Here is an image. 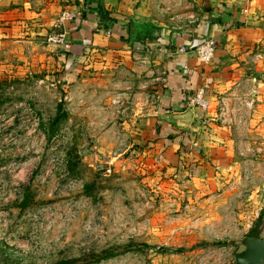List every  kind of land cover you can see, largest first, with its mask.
<instances>
[{"label": "rangeland", "instance_id": "obj_1", "mask_svg": "<svg viewBox=\"0 0 264 264\" xmlns=\"http://www.w3.org/2000/svg\"><path fill=\"white\" fill-rule=\"evenodd\" d=\"M42 1L36 7L61 10L82 2ZM148 1L141 17L179 23L205 8ZM49 32L36 35L43 46ZM26 46L0 51V264H233L239 240L264 218V111L246 114L252 101L233 94L219 101L215 122L237 163L211 165L194 193L155 145L127 146L111 84L72 91L60 70L40 66L46 50ZM218 131L209 140L227 146Z\"/></svg>", "mask_w": 264, "mask_h": 264}, {"label": "crops", "instance_id": "obj_2", "mask_svg": "<svg viewBox=\"0 0 264 264\" xmlns=\"http://www.w3.org/2000/svg\"><path fill=\"white\" fill-rule=\"evenodd\" d=\"M81 1V17L65 24L69 47L62 50L43 46L36 37L50 31L60 8L36 7V2L45 4L42 0H1L5 7H0V19L5 22L0 23V51L39 46L48 54H39V59L48 60L40 66L60 70L59 79L72 91L79 86L97 91L96 87L111 84L125 117L122 132L132 137L127 146L155 145L157 153L163 151L167 171L188 176L194 193L201 189L197 187L211 165L237 163L236 146H230L234 142L215 122L217 105L233 94L252 101L246 114L255 117L264 111V0H193L201 10L205 8L181 23L153 13L141 17L148 0ZM132 22L137 28L133 38ZM205 38L216 42L209 63L201 62L193 50ZM200 87L208 108L194 107L200 117L196 129L181 130L162 118L186 110ZM218 128L225 135L219 139L226 138L227 146L209 140V132ZM260 160L264 176V153ZM256 193L262 197L264 188ZM251 229L260 236L264 218Z\"/></svg>", "mask_w": 264, "mask_h": 264}, {"label": "built area", "instance_id": "obj_3", "mask_svg": "<svg viewBox=\"0 0 264 264\" xmlns=\"http://www.w3.org/2000/svg\"><path fill=\"white\" fill-rule=\"evenodd\" d=\"M82 13L81 9L79 10L73 7L60 11L58 17L52 24L53 30L46 36L47 43L61 49H67L69 47V41L67 39L68 31L65 24L81 17ZM215 48V40L213 38H205L202 42L195 46L193 50L201 62L209 63L214 57ZM204 92L203 87L198 88L189 99L190 106L197 107L200 110L205 111L208 108V100L205 98ZM107 171L109 172L110 169H107ZM258 216L259 213L257 210L247 216V226L249 228L252 227L254 223V217L258 218ZM260 237L264 239V230L261 232Z\"/></svg>", "mask_w": 264, "mask_h": 264}, {"label": "water", "instance_id": "obj_4", "mask_svg": "<svg viewBox=\"0 0 264 264\" xmlns=\"http://www.w3.org/2000/svg\"><path fill=\"white\" fill-rule=\"evenodd\" d=\"M136 23L130 25V37L136 34ZM162 118L178 129L192 131L200 123L194 107L189 106L180 113L166 114ZM242 250L234 254L233 264H264V239L260 236H243L239 240Z\"/></svg>", "mask_w": 264, "mask_h": 264}, {"label": "trees", "instance_id": "obj_5", "mask_svg": "<svg viewBox=\"0 0 264 264\" xmlns=\"http://www.w3.org/2000/svg\"><path fill=\"white\" fill-rule=\"evenodd\" d=\"M262 215L263 214L261 213L259 218H258V220L256 221V224H255L256 227L261 225ZM246 235L247 236H250V235L251 236H258V234H254L253 233V229H250L249 232ZM241 250H242V248H241ZM68 263H69L68 261H62L61 262V264H68Z\"/></svg>", "mask_w": 264, "mask_h": 264}]
</instances>
